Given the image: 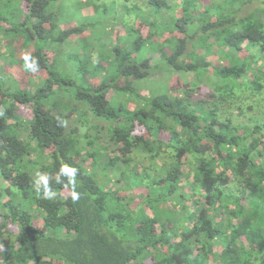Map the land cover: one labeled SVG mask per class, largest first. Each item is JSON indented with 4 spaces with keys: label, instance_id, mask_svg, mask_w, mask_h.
<instances>
[{
    "label": "trees",
    "instance_id": "16d2710c",
    "mask_svg": "<svg viewBox=\"0 0 264 264\" xmlns=\"http://www.w3.org/2000/svg\"><path fill=\"white\" fill-rule=\"evenodd\" d=\"M52 2L0 0L8 18L17 5L0 17V264H264V0H190L178 17L163 13L179 0H145L159 18L102 68L66 57L80 81L53 45L86 26H59ZM155 73L174 79L140 95Z\"/></svg>",
    "mask_w": 264,
    "mask_h": 264
},
{
    "label": "rangeland",
    "instance_id": "374dc122",
    "mask_svg": "<svg viewBox=\"0 0 264 264\" xmlns=\"http://www.w3.org/2000/svg\"><path fill=\"white\" fill-rule=\"evenodd\" d=\"M88 1L89 6L86 5V2ZM179 1V3L182 2V5H185L176 6V8L171 7V10H167L163 14L169 15L170 17H178L180 14L179 11L182 10V7L184 8V6H186L187 9H191L193 7L189 2L190 0ZM206 2H208V0H204V3ZM16 6L13 7L9 5V13L11 15L8 18V10H6L5 7L0 5V17H2L5 24L12 22L11 19H15L16 15L14 14L17 12ZM226 7L228 8L229 6ZM50 8L56 12L55 19L57 20L59 26L62 25L63 28L69 27V25L72 24L84 25V27L86 26V31H84L81 35L70 37L59 46L57 44L53 45L55 47L54 50L60 51L61 65H66V69L61 71V73H63L61 75L71 76L77 81H80L78 74L84 79L89 78L87 77V75L84 74V70L78 69V67L74 65V62L67 61L66 57H68L69 55H71L72 57H76L79 53V50L81 49L85 54H87V59L89 60V68L92 71H95L94 69L97 68V71L98 68H102L99 59L106 58L110 54L112 44H117L119 46L128 45L130 47L134 38L132 33H129V35L127 34V32H130L133 26L135 27V23L138 20L142 21V19H144L154 21V18H159V16L155 17L157 12H155L154 10L149 11L147 9L145 0H53L50 5ZM246 12L247 7L243 8L240 14L244 15ZM72 18H74V20ZM68 20L70 21L68 22ZM14 23L15 22L13 21L11 25ZM0 25H2V23ZM189 27H191V24L187 25L188 30L191 29ZM135 34L136 32H134V36ZM6 36H9V33H7L6 35L3 29H0V44L3 43L4 45L6 43ZM113 36L114 41L111 42V40H113ZM117 39H119V41ZM198 43L200 44V40L198 41ZM191 50L192 48L190 44H188L185 49L186 55H188ZM148 51L149 47L144 45L138 52H136V54L138 55V59L144 58L146 55H148ZM0 57L2 62L0 67H3L4 69V66L6 64H9L11 56H6L3 49V54L0 55ZM188 59L189 58H186L185 60L188 61ZM13 65H20L17 62L16 58H14ZM199 71H201V69ZM8 74L11 75V73ZM18 75H21L20 71H18ZM257 75L255 76L254 80L256 78L261 80ZM172 77L169 79L167 73H155L150 75L146 79L137 81L133 84L135 88H138V90L140 91V95L147 96L148 93H152V95H155L164 92V90L166 89L167 82L170 83L174 79H172ZM9 78L10 76H4V84L7 86H11V88H14V86L12 85L11 78ZM251 79L252 77L250 79H247L248 82ZM118 96L119 100H122L123 102L128 101L130 99L127 103V107L132 108L134 106L135 100L131 99V96L129 94H127V96L125 94H118ZM25 112L28 114L30 113L28 108ZM253 115L256 119L254 123H258V121L260 122L258 115H256L254 111ZM75 127H77L79 129V132L82 134L83 132H86V126L81 127L75 123H70V129ZM89 133L92 134L93 131ZM98 133L103 135V130H99ZM89 139L90 138H83V140ZM143 162L144 164H146L147 159H144Z\"/></svg>",
    "mask_w": 264,
    "mask_h": 264
},
{
    "label": "clouds",
    "instance_id": "9594fccd",
    "mask_svg": "<svg viewBox=\"0 0 264 264\" xmlns=\"http://www.w3.org/2000/svg\"><path fill=\"white\" fill-rule=\"evenodd\" d=\"M30 69L34 70L36 67L35 61H33L32 63H29L27 65ZM61 172L64 174H67L69 176H74L75 175V169H70L68 167H64L61 169ZM47 177L46 176H40L39 179L37 180V184H43L44 188H45V194L48 195L49 197H51L53 195V193L51 192V190L47 187Z\"/></svg>",
    "mask_w": 264,
    "mask_h": 264
}]
</instances>
